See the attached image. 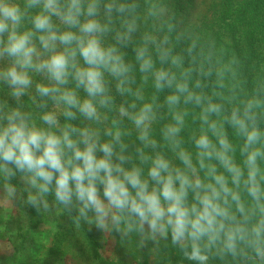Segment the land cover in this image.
<instances>
[{
    "label": "clouds",
    "instance_id": "obj_1",
    "mask_svg": "<svg viewBox=\"0 0 264 264\" xmlns=\"http://www.w3.org/2000/svg\"><path fill=\"white\" fill-rule=\"evenodd\" d=\"M205 21L170 0H0V209L74 211L164 264H264V47L244 65Z\"/></svg>",
    "mask_w": 264,
    "mask_h": 264
},
{
    "label": "rangeland",
    "instance_id": "obj_2",
    "mask_svg": "<svg viewBox=\"0 0 264 264\" xmlns=\"http://www.w3.org/2000/svg\"><path fill=\"white\" fill-rule=\"evenodd\" d=\"M242 2L182 0L183 10L177 18L194 21L209 9L211 12L213 7L223 9ZM13 183L18 189L26 187L19 175ZM0 199H3L2 189ZM51 199L49 197L50 203ZM73 213L56 214L53 207L51 215L45 214L23 204L22 200L12 201L7 212L0 209V264H111L114 259L117 264H164V260L158 259L151 251L152 242L133 250V246L127 241L122 242L118 234L84 224L90 231L91 240L84 234L82 226H76ZM162 251L167 264H190L175 248L166 247Z\"/></svg>",
    "mask_w": 264,
    "mask_h": 264
},
{
    "label": "trees",
    "instance_id": "obj_3",
    "mask_svg": "<svg viewBox=\"0 0 264 264\" xmlns=\"http://www.w3.org/2000/svg\"><path fill=\"white\" fill-rule=\"evenodd\" d=\"M170 4L178 17L183 10L182 0H170ZM263 8L264 0H243L237 6L230 4L223 9L213 7L211 12L209 9L200 19H206L204 26L209 31L225 35L240 56L242 64L246 65L251 58H257L260 49L264 47L261 39L264 37V11H260ZM125 52L127 56L134 55L131 47L125 49ZM7 91V86L0 88V99H7L9 104L14 105L15 100L7 95ZM22 99L27 101L28 97ZM121 100L117 96V103ZM81 226L84 234L92 240L90 231L84 224Z\"/></svg>",
    "mask_w": 264,
    "mask_h": 264
}]
</instances>
